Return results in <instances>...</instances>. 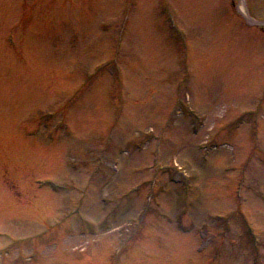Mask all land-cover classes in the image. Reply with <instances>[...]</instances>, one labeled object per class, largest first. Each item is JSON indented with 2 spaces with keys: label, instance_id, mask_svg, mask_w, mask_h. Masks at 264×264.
<instances>
[{
  "label": "rangeland",
  "instance_id": "rangeland-1",
  "mask_svg": "<svg viewBox=\"0 0 264 264\" xmlns=\"http://www.w3.org/2000/svg\"><path fill=\"white\" fill-rule=\"evenodd\" d=\"M262 20L0 0V264H264Z\"/></svg>",
  "mask_w": 264,
  "mask_h": 264
},
{
  "label": "bare ground",
  "instance_id": "bare-ground-1",
  "mask_svg": "<svg viewBox=\"0 0 264 264\" xmlns=\"http://www.w3.org/2000/svg\"><path fill=\"white\" fill-rule=\"evenodd\" d=\"M242 7V6H241Z\"/></svg>",
  "mask_w": 264,
  "mask_h": 264
},
{
  "label": "flooded vegetation",
  "instance_id": "flooded-vegetation-1",
  "mask_svg": "<svg viewBox=\"0 0 264 264\" xmlns=\"http://www.w3.org/2000/svg\"><path fill=\"white\" fill-rule=\"evenodd\" d=\"M24 5V4H23Z\"/></svg>",
  "mask_w": 264,
  "mask_h": 264
}]
</instances>
